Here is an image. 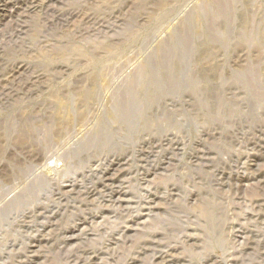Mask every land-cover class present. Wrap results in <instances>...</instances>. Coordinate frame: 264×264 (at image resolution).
<instances>
[{
    "label": "rangeland",
    "instance_id": "rangeland-1",
    "mask_svg": "<svg viewBox=\"0 0 264 264\" xmlns=\"http://www.w3.org/2000/svg\"><path fill=\"white\" fill-rule=\"evenodd\" d=\"M14 1L0 264H264V0H95L104 31L35 11L18 40Z\"/></svg>",
    "mask_w": 264,
    "mask_h": 264
},
{
    "label": "bare ground",
    "instance_id": "bare-ground-1",
    "mask_svg": "<svg viewBox=\"0 0 264 264\" xmlns=\"http://www.w3.org/2000/svg\"><path fill=\"white\" fill-rule=\"evenodd\" d=\"M74 1H77L78 3L82 2L83 3L82 7L77 8V9L73 8V10H70L67 8H63L65 5H62L63 7L59 5H55L56 3H58L57 0H15L12 3L11 9L8 11V14L11 19L10 38L16 39V40L23 38V36L25 35V33L27 32L30 26L29 17L33 16L32 14L35 11L40 12V14L45 18L44 21L46 22V24L47 23H50V24L61 23L62 25L68 26V27L74 26L75 28L83 32L92 33L93 35L100 33L101 29H103L104 31L106 23L100 17L96 16L93 11L91 10L88 11L86 7L85 8L83 7L84 5L91 6L93 1L95 0H74ZM60 2L63 4L61 0ZM6 3L9 4L10 2L8 1ZM21 69H23V67L12 66L11 70H9L8 72H3L2 71L3 69L0 71V103L5 97H7V95L14 94V96L16 95L17 97L19 94H23V95L30 94L29 88L27 89L26 87H24V85L26 84L28 85V87L31 85H29V83L26 82V80L24 82V79L22 77L23 75L21 73L23 71ZM26 89L28 92H25Z\"/></svg>",
    "mask_w": 264,
    "mask_h": 264
}]
</instances>
